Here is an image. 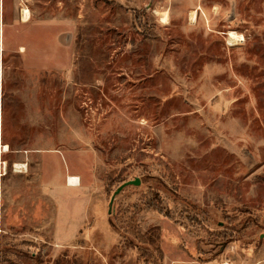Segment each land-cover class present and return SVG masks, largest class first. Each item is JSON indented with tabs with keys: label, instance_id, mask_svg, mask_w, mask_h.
<instances>
[{
	"label": "rangeland",
	"instance_id": "rangeland-1",
	"mask_svg": "<svg viewBox=\"0 0 264 264\" xmlns=\"http://www.w3.org/2000/svg\"><path fill=\"white\" fill-rule=\"evenodd\" d=\"M263 245L264 0H0V264Z\"/></svg>",
	"mask_w": 264,
	"mask_h": 264
},
{
	"label": "crops",
	"instance_id": "crops-1",
	"mask_svg": "<svg viewBox=\"0 0 264 264\" xmlns=\"http://www.w3.org/2000/svg\"><path fill=\"white\" fill-rule=\"evenodd\" d=\"M70 174V173H69ZM74 175V174H72ZM78 186V185H76ZM74 186V187H76ZM62 187H67V185H62ZM78 188L79 190L78 191H83L82 190V186H78L76 187ZM86 218V215L85 217L82 216L81 219L78 221L77 223V229L81 226V224L84 222ZM63 222L62 223H59L56 225V229L60 228L62 226ZM63 225H67L66 223H64ZM261 249H260V253H259V257H257L256 259H254L253 261H250V260H245L243 261L242 264H264V245L263 246H260ZM167 264H214V263H211V262H207V261H204L203 259L201 258H196V256H186V255H181L179 257H174L173 259H171V261L168 262L167 260ZM229 264V263H228Z\"/></svg>",
	"mask_w": 264,
	"mask_h": 264
},
{
	"label": "bare ground",
	"instance_id": "bare-ground-1",
	"mask_svg": "<svg viewBox=\"0 0 264 264\" xmlns=\"http://www.w3.org/2000/svg\"><path fill=\"white\" fill-rule=\"evenodd\" d=\"M23 14H24V17H25V18H28V16H29V10H28V9H24V10H23ZM165 19H167V17L164 18V20H165ZM230 38H231V39H237V41H238V40H242V36H241V35H237V34L234 33V32L231 33ZM230 41H231V40H230ZM5 148H7V146H5ZM7 150H8V149H7ZM26 165H27V164H26ZM17 167L19 168V166H17ZM23 167H24V166H23ZM67 180H68V184H69V185H71V186H75V185H78V184H79V180H80V178L77 177V176L69 175Z\"/></svg>",
	"mask_w": 264,
	"mask_h": 264
},
{
	"label": "water",
	"instance_id": "water-1",
	"mask_svg": "<svg viewBox=\"0 0 264 264\" xmlns=\"http://www.w3.org/2000/svg\"><path fill=\"white\" fill-rule=\"evenodd\" d=\"M131 184L138 185V184H140V180L137 178V179H135V180H128V181L124 182L123 184H121V185L117 188V190L115 191L114 195L112 196V199H111V202H110V209H111V207H112V205H113V202H114V199H115L116 194H117L118 192H120L123 188H125L126 186L131 185Z\"/></svg>",
	"mask_w": 264,
	"mask_h": 264
}]
</instances>
